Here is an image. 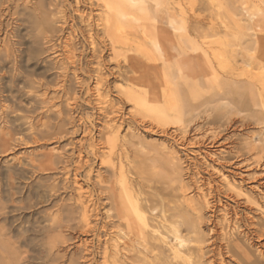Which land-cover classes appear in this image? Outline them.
<instances>
[{
  "label": "rangeland",
  "instance_id": "rangeland-1",
  "mask_svg": "<svg viewBox=\"0 0 264 264\" xmlns=\"http://www.w3.org/2000/svg\"><path fill=\"white\" fill-rule=\"evenodd\" d=\"M46 1L44 0L48 6L45 5V9L49 13L45 9L44 11L47 13L52 29L43 34L42 42L38 44L40 48H37V54L30 62L31 102L30 99L24 97L21 99L15 91L4 92L0 99V127L7 131L10 127L9 124L6 127L8 119L13 120L17 116L25 117L24 123L20 120L16 125L20 126L21 122L22 126L18 127V133L22 134L20 136L23 140L26 139L24 143H21L22 145L13 144L10 150L0 152V170L3 172L8 169L26 170L15 181V187L21 190L20 192L24 189L23 192L29 191L30 188L34 192L39 186L52 185L57 188L58 193L56 192V199L54 198L53 202L42 204L43 207L42 205L34 206L30 209L16 211L12 215L18 217L20 223L29 222L31 224L35 221H42L45 216L44 212L54 211L53 205L65 204L74 210L77 222L73 223L75 225L72 229L69 231L66 229L63 234L64 240L57 253L60 257V264H69L68 259L74 254L75 259H80L83 253V255L86 254V248H90L94 254L91 257L93 258L92 264H103L100 248H103L104 242L109 238L107 235L111 236L113 232L124 228L120 226L118 229V225H113L115 228L110 225L116 220L112 221L111 217L109 218L108 211L111 206L110 202H106V197L109 195V187L113 186L116 178H113L111 167L101 164L102 155L108 151L109 143L112 142L110 140L111 127L117 126L120 132L118 141L115 142L113 163L119 167L122 166L123 173L126 172L134 189L140 191L144 203L151 202L152 209L156 208L154 212L148 211L149 215L160 216L163 210L161 206H166L165 214L170 216L173 213L175 202L179 200L176 197L181 196L180 186H188L187 198H197L199 195L198 192L195 193L197 185L201 186L205 193H208L211 188L214 191H220L218 200L221 202L218 206V214H216L219 232L225 225L222 219L225 214L223 209L226 208L231 213L236 209L244 221L242 225H238L239 232L257 231L264 234V107L250 106L247 111H232L228 106V100L217 99L218 94L215 95V102L209 104L211 96L204 85L199 82L202 85L198 92L193 96L187 94L186 115L182 127L163 128L155 123L152 127L149 119L139 115L133 116V106L127 103L123 96L135 58L145 68L179 66L183 73L190 75V78L205 77L207 73L201 52L188 47L186 40L194 44L203 42L208 32L222 26L224 15L232 11L241 13L235 19L240 20L241 25L245 27H249V23L254 22L264 24V0H216L215 3L212 0H170L167 7L155 6L156 20H147L145 25L156 40H161L167 49L169 56L167 61L158 57L155 47L156 40L152 41L145 37L135 39L129 36V51L125 49V59H120L119 62L115 60L107 38L103 40L104 34L101 28L97 27V19L101 13L97 0ZM36 3V0H0V7L2 12L8 9L13 14L16 9L23 12L25 7L33 11ZM51 3H54V6ZM10 15L4 13L0 19V51L3 53L6 49L5 45L10 46L12 43L9 41L11 40L9 35L16 26L15 17ZM85 18L88 19H86L88 23ZM29 31L30 27L26 24L20 28V34L25 39ZM247 33L248 37H244L243 40L257 39V36H253V32L248 31ZM261 36L264 38V31L261 32ZM27 41L24 40V42ZM139 44L150 52L151 58L136 55L135 48ZM237 49L241 50L240 47ZM63 50L66 51L63 52ZM69 51L76 55L74 60L78 66H73L71 60L67 59ZM244 67L246 66L241 60L232 62L224 74L230 76L232 71V74L236 73L235 75H240V79H244L241 72L248 69ZM9 78L10 75L7 74L0 83L5 89L9 85ZM97 78L102 79L100 93L106 97V104H100L99 98L94 93ZM6 81L7 83L4 84ZM139 85L138 90H149L147 85ZM161 88L162 92L166 87L162 85ZM18 104L23 107L31 106L33 110L31 113L24 114L22 110L18 111L14 108ZM8 106L9 111L6 109ZM7 114H10L8 118ZM37 121L48 127L53 126V129H45L38 125ZM32 125L34 128L29 131L28 128ZM55 125L60 127V134L55 131ZM40 130L50 134L44 136ZM21 131H24L23 133L27 136ZM49 152L61 158L58 160L61 162L55 165V169L45 172L38 171V173L31 171L28 167L29 163H35L37 159L44 160V156ZM256 158L257 160L263 159L259 166L253 164ZM218 171L224 173L242 188L245 193L243 199L233 200L231 197L233 194L227 190L224 177ZM76 174L79 183L84 187L83 196L85 194V197L89 196L91 193L92 203H96V206L91 208L93 210L92 224L89 229L80 219V195L74 181ZM115 183H118V180H115ZM23 195L19 194L14 198L19 202ZM247 197L258 202V206L262 208L259 210L258 206L245 204ZM24 199L23 202H29L27 197ZM33 200L30 204L35 203ZM237 202L242 204L237 205ZM95 208L97 209L94 211ZM112 214L114 213L111 212L110 215ZM210 214L207 213L205 217H209ZM227 231L221 233L225 234ZM204 235H208V229H204ZM252 237L253 240L249 243L244 236L239 237L236 242L241 243L247 249L254 262L264 264V261L258 258L261 254L264 257V235L261 238ZM217 244L218 247H222L220 250L221 260H224L223 264H240L239 260H243L239 256L232 258L225 249V242L218 241ZM205 250L207 253L208 250ZM29 255H35L34 251H31ZM128 255L131 261L138 257L135 252L128 253ZM208 255L211 256V254ZM120 256L117 259L110 256V264L130 263L129 260L126 263L125 252ZM215 260L216 264H221L219 258L216 257ZM79 262L82 263V260Z\"/></svg>",
  "mask_w": 264,
  "mask_h": 264
},
{
  "label": "bare ground",
  "instance_id": "bare-ground-1",
  "mask_svg": "<svg viewBox=\"0 0 264 264\" xmlns=\"http://www.w3.org/2000/svg\"><path fill=\"white\" fill-rule=\"evenodd\" d=\"M169 1L170 0H97L99 10H101L100 16L97 19V27L101 28L104 34L103 40L107 38L109 41L110 50L112 51L115 60H118L119 62L120 59H125V49L128 50L130 48L129 36H132L135 39L145 37L152 41L156 40L154 35L146 28L145 21L156 20L154 16L155 6L167 7ZM215 1L216 0H212L213 3H215ZM36 2L33 11H30L29 8L25 7V10L27 11L23 10V12H21L16 9L13 14H11V11H8V9L2 12L0 7V19L4 16V13L8 15L11 14L15 17L14 21L16 24L11 34L9 33L11 40H14H9L12 42L10 46L5 45L6 49L4 53L0 51V83L3 82V79L7 74L10 75V86L8 85L5 89L2 84L0 85V99H2L1 97L4 92L11 93L13 91H15L21 99L23 97L25 99H30L31 97L30 92L32 90V81L30 78L32 71H30V62L36 56L37 48H40L38 47V44L40 41L42 42L41 39L43 38V34L52 29V25L47 18V13L44 11L45 5L48 6V4H45L47 1L36 0ZM46 11L48 12V10ZM239 14L241 13H238L237 11H232L225 15L223 14L224 20L221 24L222 26L211 29L201 43L194 44L186 40L188 47L194 51H200L203 56L205 72L207 73L203 78H190V75L183 73V70L180 69L179 66H169L167 68L157 66V68H145L139 61H137V58H135L132 63L133 67H130L132 70L130 72L131 76L129 75L127 78L128 86L126 87L125 92H123L125 101L133 106V116L139 115L142 118L149 119L152 127L153 123L158 125V127L161 126L163 128H167V126L182 127L186 115L185 107L187 94L193 96V94L198 92L202 84L211 96L208 101L209 104L215 102V95L218 94L219 97L217 99L228 100V106L232 111H247L250 106L260 105L264 107V38L261 36V32L264 31V24L254 22L252 24L249 23V27H245L241 25L240 20L235 19ZM86 19L87 18H85V21ZM24 24L30 27L29 35L26 36V39L20 34V28L22 25L24 26ZM258 29L260 30L258 31ZM248 31L253 32L254 35H252L254 37L257 36V39H250L249 41L243 40L244 37H248ZM89 35L93 38L91 34ZM5 39H8V35ZM24 40L28 41L24 42ZM155 47L158 51V57L167 61L169 57L167 55L168 52L161 40L155 41ZM239 47L241 48L240 51L237 49ZM135 49L136 55L151 58L150 52L146 48H143L141 44L137 45ZM65 51L63 50V52ZM68 56L66 57L67 59L69 58V61L71 60L72 65L78 66L74 60L76 55L69 51ZM76 59L78 60V58ZM238 60H241L243 65L248 68L245 69L246 67H244L245 70L241 72L244 79H240V75H235L236 73L232 74V71L230 76H225L226 73L224 74V72L227 68L229 69L231 63L237 62ZM69 68L71 67L69 66ZM141 69L143 71H141ZM101 81V78H97L94 86V93L99 98L98 102H101L100 104H106V97L100 93ZM6 83L7 81L4 82V84ZM139 84L147 85L149 90H138L137 86ZM43 85L45 86V84ZM162 85L166 88H163L164 91L161 92L160 90H162V88L160 89V87ZM223 107L225 106L223 105ZM14 108L18 111L22 110L21 112H24V114L31 113L33 110L31 106L28 107L27 105L26 107H23L20 104L14 106ZM6 109L9 111L10 107L8 106ZM9 115L10 114L6 115L7 118ZM24 118L25 117L21 118L17 116L13 120L8 119V121H6V127H10L7 131L0 127V152H2V150H10L13 144L20 146L22 145L21 143H24V140L26 141V139L23 140L20 136L22 134L18 133V127L22 126L21 122L20 126L16 125L20 120L24 123ZM41 118L42 117H40V119ZM40 121H37L36 123L41 125V127L45 129H53V126L48 127L43 125V123L39 124L42 122ZM7 124L9 125L7 126ZM33 128L34 126L32 125L28 130L30 131V129L32 130ZM40 131L43 132L44 136L50 134L46 131ZM55 131L60 134V127L55 125ZM23 132L21 131V133ZM119 132V127H111L110 140L112 142L109 143L110 146L109 149H107L108 151L102 155L103 161H101V164H106L108 167H111L113 178L118 180V183H115L114 180L113 186L111 185L109 187V195L107 196L106 194L107 197L104 195L106 197V202H110L111 206V209L108 212L110 214L111 212L114 213L112 215L109 214V218L111 217L112 221L116 220L110 225H112V227L118 225V229H120V226H124V228L120 229L118 232H113L111 236L107 235L109 238H106L107 241L104 242L103 248H100V256L102 255L101 259L103 260L101 261L103 264H110V256L113 259H117L120 255H124V252L126 263L128 262L127 260L130 261L128 264H216V257L219 258L221 264H223L224 260H221L222 252L220 250L222 247H218V241L226 243L224 244L225 249L232 258L236 256L243 258L241 261L238 259L240 264H261V262H254L247 249L241 243L236 242V240L239 237L244 236L249 243L253 240L252 236L261 238L264 234L257 231L253 233L239 232L238 225H242L244 221L241 219L236 209H234L232 213L226 208L223 209L225 214L223 215L222 221L225 225L222 227L221 232L227 231V229L228 231L223 234L224 232L221 233L217 230L219 224L216 222V214H218V206L221 202V200H218L219 190L214 191L211 188L208 193H205V190L201 186L196 185L195 189L197 191L195 193L198 192L197 194H199L197 198H187L186 194L189 191L188 186L181 185V196L180 198L176 197L179 200L175 202L172 211L173 213L170 216L165 214L164 208L166 206H161L163 210L161 209L162 212H160V216L152 217L149 215L148 211L154 212L156 211V208L152 209V206L150 205L151 202L146 201L147 203H144L140 191L134 189L131 181L127 178L128 176L126 175V172L123 173L122 166L120 165L119 167L113 163L116 150L115 142L118 141ZM23 135L25 134L23 133ZM25 136L24 138H26ZM44 157V160L41 159V161H39V159H37L35 163H29L28 167L31 171H34L35 173H38V171H52L55 169V165L61 162H58L61 158L58 157V155L56 156L53 152L46 153V156ZM261 160L263 162V159L260 158L257 160L256 158V161L254 160L255 163L253 162V164L259 166ZM119 162L121 164V160ZM23 171L19 169L18 171L8 169L3 172L0 170V264H60V257L57 253L64 240L63 234L66 229H68V231L72 229L75 225L73 223L77 222L75 221L77 218L75 219L74 210L65 204L53 205L55 210L44 212L45 216L43 215L44 218L42 217V221H35V223L31 224L29 222L20 223L17 219L18 217L16 218L12 215L13 213L20 210L30 209L34 206L48 204L49 202L51 203L54 198L56 199V192L58 193V191H56L57 188L52 185L39 186L38 188H35L34 192L31 191V188L29 191L26 190L23 192L24 189L20 192L21 190L19 191L15 187V181L17 180V177H21ZM218 172L221 173V171ZM221 175L224 177L227 190L233 194L231 196L233 197V200L243 199L245 193L242 188L235 184L234 181H231V179H229L224 173H221ZM74 181L78 187L77 190L80 195V219L84 226L89 229L92 224L91 213L93 210H91V208L95 207L96 203H92L93 200L91 199L92 195L90 192H88L90 193L89 196L85 197L86 194L83 196L84 187L79 183L77 174L75 175ZM116 186H118V188ZM210 190L212 192H210ZM19 194L24 195L18 202L14 197ZM24 197H27V201L29 202H23L22 200H25ZM33 199H35V201ZM32 200L35 202L34 204H30ZM216 201L218 203H215ZM244 202L251 206H258V202L248 197ZM239 204L242 203L237 202V205ZM261 208L262 206H258L259 210ZM96 209L97 208H95L94 211ZM46 211H49V209H46ZM207 213H211L209 217H205ZM204 229H208V235H204ZM88 232H90V230ZM89 249L90 248L85 249L86 254L83 255V253L82 256L79 257L80 259H75V254L71 256V258L68 259L69 264H92L93 258L91 257H93L92 255L94 254L92 250ZM205 249L208 250L207 253L205 252ZM31 251H34L35 255H29ZM132 252H135L138 257L136 260L132 259L131 261L128 253ZM208 254H211V256L209 257ZM207 255L208 258H206ZM260 256L258 258H261L260 260L264 261V257H262L263 255L261 254ZM79 260H82V263L79 262Z\"/></svg>",
  "mask_w": 264,
  "mask_h": 264
}]
</instances>
